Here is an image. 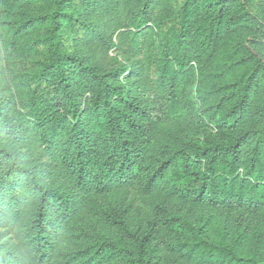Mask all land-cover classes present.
Instances as JSON below:
<instances>
[{"label": "trees", "instance_id": "16d2710c", "mask_svg": "<svg viewBox=\"0 0 264 264\" xmlns=\"http://www.w3.org/2000/svg\"><path fill=\"white\" fill-rule=\"evenodd\" d=\"M0 264H264V0H0Z\"/></svg>", "mask_w": 264, "mask_h": 264}, {"label": "rangeland", "instance_id": "374dc122", "mask_svg": "<svg viewBox=\"0 0 264 264\" xmlns=\"http://www.w3.org/2000/svg\"><path fill=\"white\" fill-rule=\"evenodd\" d=\"M246 30H241V32L243 33V32H245Z\"/></svg>", "mask_w": 264, "mask_h": 264}]
</instances>
